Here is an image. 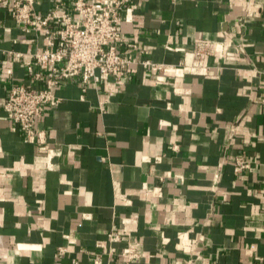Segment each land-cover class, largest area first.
Segmentation results:
<instances>
[{
  "label": "crops",
  "instance_id": "crops-1",
  "mask_svg": "<svg viewBox=\"0 0 264 264\" xmlns=\"http://www.w3.org/2000/svg\"><path fill=\"white\" fill-rule=\"evenodd\" d=\"M4 1L0 101L42 87L25 64L45 47ZM120 16L118 52L138 65L84 92L62 81L36 124L45 146L0 111V264L106 263L110 232L113 264L131 244L129 264H264V0H129ZM198 44L204 74L159 68L182 69ZM239 155L251 168L236 176Z\"/></svg>",
  "mask_w": 264,
  "mask_h": 264
},
{
  "label": "built area",
  "instance_id": "built-area-1",
  "mask_svg": "<svg viewBox=\"0 0 264 264\" xmlns=\"http://www.w3.org/2000/svg\"><path fill=\"white\" fill-rule=\"evenodd\" d=\"M36 3L37 0L4 1L9 14L21 24L23 31H31L44 38V49L31 54L30 61L25 64L26 72L32 80L42 82L43 85L40 89L23 85L12 87L7 97L0 101V111L19 127L24 142L34 140L43 147L47 135L36 124L44 107L55 101L54 91L62 81L76 80L84 92L89 84L96 85L111 77L120 81L138 63L134 58L122 56L118 52L124 43L119 31L120 12L129 0H74L71 14L60 12V7L56 5L46 15L35 12ZM129 47L135 48L134 45ZM7 54L17 59L22 57L18 53ZM208 54V45L198 44L189 54L191 63H185L182 69L166 68L164 65L159 68L176 75L185 70L190 74H204L207 68L203 60ZM139 65L144 68L155 66L148 60L139 62ZM250 168L251 163L244 156L234 158L233 172L236 176ZM119 242V233L107 234V262L103 263L97 257L92 264H113ZM64 252L61 249L58 255ZM140 256L137 245L131 244L121 252L120 257L124 261L118 264H129L137 261Z\"/></svg>",
  "mask_w": 264,
  "mask_h": 264
}]
</instances>
